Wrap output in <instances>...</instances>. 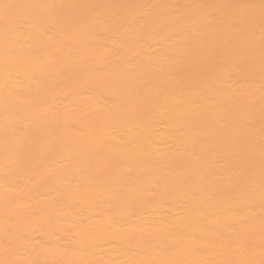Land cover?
Masks as SVG:
<instances>
[{
  "label": "bare ground",
  "instance_id": "bare-ground-1",
  "mask_svg": "<svg viewBox=\"0 0 264 264\" xmlns=\"http://www.w3.org/2000/svg\"><path fill=\"white\" fill-rule=\"evenodd\" d=\"M0 3V264H264V0Z\"/></svg>",
  "mask_w": 264,
  "mask_h": 264
},
{
  "label": "snow or ice",
  "instance_id": "snow-or-ice-1",
  "mask_svg": "<svg viewBox=\"0 0 264 264\" xmlns=\"http://www.w3.org/2000/svg\"><path fill=\"white\" fill-rule=\"evenodd\" d=\"M19 5L16 4H9V3H0V10L3 11V15L5 19H8L16 14V9L19 8ZM149 264H153V262H149ZM160 264H175V262L168 261L164 262L161 261Z\"/></svg>",
  "mask_w": 264,
  "mask_h": 264
}]
</instances>
